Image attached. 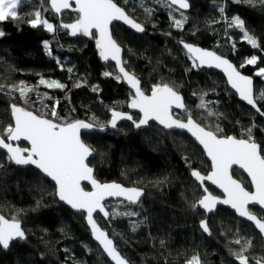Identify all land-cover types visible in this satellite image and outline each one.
<instances>
[{
  "label": "trees",
  "instance_id": "1",
  "mask_svg": "<svg viewBox=\"0 0 264 264\" xmlns=\"http://www.w3.org/2000/svg\"><path fill=\"white\" fill-rule=\"evenodd\" d=\"M114 1L144 27L143 32L135 33L114 24L112 34L123 48L126 66L139 78L145 92L154 84L168 83L181 94L192 117L202 126L215 130L219 125L223 136L246 138L245 129L254 123L252 136L264 147V116L238 101L221 74L194 67L179 45V41H184L214 50L253 77L254 94L264 90L261 76L257 75L258 69L264 67V4L260 0H189V11L185 12L188 21L182 29L172 26L164 0L159 4L144 0V6L152 9L150 15L138 0ZM37 10L55 26L54 32L27 23L34 18L29 13ZM19 14L23 19L0 22V30L5 33L0 39V135L12 123L13 103L37 114L50 113L55 108L60 119L50 115L47 118L57 123L84 120L107 125L110 109L128 111L132 93L117 79L114 66L100 60L95 38L73 36L70 29L59 27L61 22L72 23L77 13L66 12L57 17L50 11L48 0H28L19 8ZM173 15L179 18L178 12L173 11ZM237 15L244 21L245 30L258 39L259 49L244 41L239 29L228 27V21ZM44 41H49V50L44 48ZM252 55L258 57L257 64L241 68ZM106 72L111 75L105 76ZM41 78L58 81L66 88H48L40 84ZM20 82L34 89L28 94L27 103L13 88ZM205 93L204 100L215 115L209 116L207 109L197 107ZM118 100L123 103L115 107ZM259 106L264 111V100L259 101ZM186 115L182 112L177 116L184 119ZM82 138L95 150L88 163L97 179L144 190L135 206L122 201L105 202L110 213L115 210L137 215H97L100 226L129 264H187L194 255L199 256L201 264H239L229 252V246L239 250L240 245L230 244L237 238L242 243L252 242L245 253L249 264L264 260L262 240L252 225L225 208L207 215L199 207H192L203 193L191 173L195 169L204 175L211 167L187 135L164 131L153 123L135 130L123 122L112 131L83 133ZM20 146L26 147L24 143ZM232 174L250 188L243 173L233 169ZM252 210L264 217L260 209ZM0 213L9 219L16 216L27 237L12 242L7 250L0 247V264H111L92 242L84 214L60 204L51 182L31 167H18L2 151ZM204 219L211 235L200 227Z\"/></svg>",
  "mask_w": 264,
  "mask_h": 264
},
{
  "label": "snow or ice",
  "instance_id": "2",
  "mask_svg": "<svg viewBox=\"0 0 264 264\" xmlns=\"http://www.w3.org/2000/svg\"><path fill=\"white\" fill-rule=\"evenodd\" d=\"M28 0H0V22L8 19H23L19 14V8L25 5ZM127 3L128 0H125ZM157 4L162 0H156ZM166 6L170 9L169 16L172 20V26L182 29L187 23L188 17L183 10L190 7L189 0H164ZM240 3L241 0H236ZM252 3L253 0H244ZM50 7L56 13L63 10H71L77 13L76 19L72 23L61 22L59 27L70 29V34H78L95 38L96 46L99 49V55L105 61L114 60L119 67L122 76L117 79H124L134 89V94L128 107L139 109L142 114L137 120L126 112L117 111L115 108L110 109L111 119L107 122V127L117 128L118 121L129 120L137 129L149 124V121H157L165 128H179L186 130L203 146L208 157L211 158L212 171L204 176L198 170H193L191 175L202 185L205 180L212 181L218 185L226 194L225 199L213 196L207 188H204V195L192 205L193 208L201 207L207 213L216 209L217 204L230 205L240 217H244L255 223L260 233L264 234V217L258 218L257 215L250 211L249 206L258 207L261 213H264V147L258 145L252 136L253 123L245 129L246 138H237L235 136L221 135L219 125L215 130H207L193 119L190 110L183 102V97L173 86L168 83L154 84L151 87V94H145L141 87L140 80L134 73L126 70L124 62L121 59L122 48L112 36L110 25L113 21H123L137 32H143L144 27L133 19L124 8L120 7L114 0H74L75 8H71L70 0H48ZM264 4V0H260ZM138 4L147 14H151L152 9L144 6V0H138ZM177 6V7H174ZM221 14L224 13L223 6L220 7ZM173 11L179 13V18L173 15ZM34 16L28 19L27 23L35 28L44 26L47 31L54 32L55 26L47 19L42 18L40 10L29 13ZM227 20V17H224ZM229 28L239 29L242 38L253 49H259L258 39L251 35L244 27V21L239 15L233 16L228 21ZM93 29L98 34L94 35ZM5 33L0 31V37ZM44 48L49 50V41H44ZM187 50L189 58L193 61L194 67L208 65L223 68L227 75L228 83L239 94L241 99L251 105L255 111L264 116V111L259 106V101L264 100V90L254 94L253 79L244 76L228 59L217 55L215 52L202 49L196 45L180 41ZM235 48V42H233ZM258 57L252 55L246 58L245 62L240 65H256ZM198 62V63H197ZM69 72L72 69H68ZM105 76L111 73H104ZM258 76L264 77V67H260L257 72ZM40 84H46L48 88L64 89L66 85L52 80L46 81L40 79ZM79 87L80 85H75ZM2 87V86H0ZM14 90L27 103L28 94L34 91L23 82L18 86H13ZM96 90L95 88L93 89ZM11 94V93H9ZM195 95V93H194ZM201 95L200 103L197 105L200 109H207L209 116L215 113L208 108V103ZM42 100V98H41ZM58 103V102H57ZM182 109L187 115L184 119L175 118L172 114V108ZM11 115L13 123H9L3 129V135H0V148L6 149L8 159L14 161L17 165H35L46 176L50 177L56 185V195L61 201L70 205L73 209L86 213V219L91 226L94 238L103 246L104 251L115 262V264H129L117 250L113 239L104 230H101L93 218L97 211L103 213L107 218L110 215L120 216L137 215L135 212H118L113 210L111 213L106 210L103 203L106 197H124L130 204H136L141 197L142 190L137 188H125L120 184L101 183L95 179L93 168L89 166L88 158L94 154V149L85 144L80 138L81 129L99 128L105 130L106 125L103 123L85 122L84 120L54 122V119L47 118L49 115L55 119H60L55 108L50 113L40 112L37 114L34 110L27 107L11 104ZM21 137L31 142L30 148H20L14 146L12 141H17ZM26 153V155H25ZM233 165H239L251 178V183L255 188L254 192H249L237 180L232 178L230 169ZM82 181H89L92 185V191H85L81 186ZM200 227L203 232L211 235V230L206 219L200 221ZM135 231V223L133 226ZM26 234L22 228L21 221L13 216L10 219L0 215V247L8 249L10 243L15 240H26ZM231 243L240 245L239 250H234L229 246V252L239 262V264H249V257L245 255L249 248L252 247L251 240L237 238ZM187 264H201L198 255H194ZM255 264H264V260L257 259Z\"/></svg>",
  "mask_w": 264,
  "mask_h": 264
},
{
  "label": "water",
  "instance_id": "3",
  "mask_svg": "<svg viewBox=\"0 0 264 264\" xmlns=\"http://www.w3.org/2000/svg\"><path fill=\"white\" fill-rule=\"evenodd\" d=\"M115 2V1H114ZM116 3V2H115ZM70 4H71V8H75L76 7V5H75V3H74V0H70ZM48 7H49V9H50V11L55 15V16H57V17H59V16H61V14H63V13H66V12H73V11H71L70 9L69 10H63L61 13H56L54 10H52L51 9V7H50V4L48 3ZM121 7V6H120ZM174 7H177V6H174ZM190 8V7H189ZM189 8L187 9V10H183L184 12H188L189 11ZM125 10V9H124ZM126 11V10H125ZM131 16V15H130ZM132 17V16H131ZM133 18V17H132ZM133 19H135V18H133ZM136 20V19H135ZM137 21V20H136ZM138 23H140L139 21H137ZM114 24H118V25H121V26H123V27H125L126 29H128V30H130V31H132V32H135V33H141V32H137L135 29H132L129 25H127L126 23H124L123 21H113L112 22V24L110 25V30H111V32H112V26L114 25ZM141 24V23H140ZM1 31V30H0ZM93 33L96 35V37L98 38V34L96 33V31H95V29H93ZM84 36V35H83ZM112 36H113V34H112ZM3 37V36H2ZM2 37H0V39L2 38ZM84 37H88V36H84ZM113 38H114V36H113ZM115 39V38H114ZM116 40V39H115ZM116 42H117V40H116ZM118 43V42H117ZM185 43H188V44H193V43H190V42H185ZM119 44V43H118ZM120 45V44H119ZM179 45L181 46V48L186 52V54L188 55V53H187V50L183 47V45L180 43V41H179ZM193 45H196V44H193ZM95 46H96V43H95ZM196 46H198V47H200V48H202V49H206V50H208V51H212V52H215L214 50H212V49H208V48H204V47H201V46H199V45H196ZM120 47L122 48V46L120 45ZM96 50L98 51V56H99V58H100V60L103 62V63H106V62H109V63H111L113 66H114V68H115V71H116V73H117V75L118 76H122L123 74L122 73H120V71H119V67L117 66V64H116V62L114 61V60H111V59H109V60H107V61H105L103 58H101V56L99 55V49L97 48V46H96ZM217 55H219V56H222V55H220V54H218L217 52H215ZM189 56V55H188ZM222 57H224V58H226V59H228L227 57H225V56H222ZM121 59H122V61L124 62V65H125V68H126V70L128 71V72H130V73H134L132 70H130L127 66H126V62H125V60H124V58H123V48H122V52H121ZM234 66H236L230 59H228ZM198 63V62H197ZM197 68H199V69H207V70H212V71H214V72H217V73H219V74H221L222 75V77L224 78V80L226 81V83H227V85H228V87L236 94V97H237V99H238V101H240L241 103H243L244 105H246L247 107H249V108H251L253 111H255V109L251 106V105H249L246 101H244L243 99H241V97L239 96V94L236 92V90L235 89H233L232 87H231V85L228 83V79H227V75H226V73L223 71V68H217V67H215V66H211V67H209L208 65H203V66H199V67H197ZM236 68H237V66H236ZM238 69V68H237ZM239 70V69H238ZM240 71V70H239ZM241 72V71H240ZM241 74L242 75H244V76H249V77H252V76H250V75H247V74H244V73H242L241 72ZM136 76V75H135ZM137 77V76H136ZM138 78V77H137ZM139 79V78H138ZM252 79H253V77H252ZM122 80V82L124 83V85L128 88V90L132 93V95L134 94V89H132L131 87H130V85L127 83V81L126 80H124V79H121ZM260 81H261V83L264 85V77H260ZM141 83V82H140ZM253 88H254V80H253ZM143 89V88H142ZM145 94H147V95H150L151 94V90L149 91V92H145ZM180 94V93H179ZM181 95V94H180ZM130 101H131V99H130ZM130 101L128 102V104L130 103ZM183 102H184V100H183ZM185 104V103H184ZM117 111H121V112H126V113H129V114H131L132 116H133V118H134V114L135 115H137L138 117L136 118L137 120L141 117V113H140V111H139V109H132V108H130V107H128V111H122V110H117ZM172 114H173V116L175 117V118H179L177 115L178 114H180V113H182V112H184L182 109H177V108H175V106H173V108H172ZM256 112V111H255ZM257 113V112H256ZM10 115H11V110H10ZM260 115V114H259ZM11 119H12V123H13V126H14V122H13V118H12V115H11ZM111 119V115H110V118H109V120ZM135 119V118H134ZM181 119V118H180ZM194 119V118H193ZM195 120V119H194ZM85 122H89V121H85ZM123 122H127V123H130L133 127H134V125L132 124V122L131 121H129V120H120V121H118V124H117V126L119 125V124H121V123H123ZM150 123H153V124H155L156 126H158V127H160L162 130H164V131H175V132H179V133H183V134H185V135H187L192 141H194L198 146H199V148L202 150V152L204 153V156H205V158L209 161V163H210V167H211V169H210V171L208 172V173H210L211 171H212V162H211V158L210 157H208L207 156V154H206V151L204 150V148H203V146L195 139V137H193L192 136V134L190 133V132H188V131H186V130H183V129H179V128H171V129H169V128H165L163 125H160L157 121H154V120H152V121H149V124ZM199 123V122H198ZM148 126V124L147 125H145V126H142L141 128H139V129H137L136 127H134V129L135 130H141V129H144V128H146ZM202 126V125H201ZM116 129V128H115ZM207 129V128H206ZM112 130H114L113 128H111V127H107V125H106V128H105V130H100L98 127L97 128H92V129H81L80 130V138H81V140L85 143V144H87L84 140H83V138H82V134L83 133H89V132H99V133H105L106 131H112ZM207 130H209V129H207ZM229 136H231V135H229ZM11 143H13V145L14 146H19L20 148H21V146H20V143H24L25 145H26V147L25 148H30L31 147V142L30 141H28V140H26V139H24L23 137H21L19 140H17V141H12ZM87 145H89V144H87ZM90 146V145H89ZM23 149V148H22ZM0 151H2V152H4L7 156H8V154H7V150L6 149H3V148H0ZM25 155H26V153H25ZM94 156V154L92 155V156H90L89 158H88V160L90 159V158H92ZM14 164H15V162L14 161H12ZM15 165H17V164H15ZM18 167H20V168H26V167H31V168H33L34 170H36L40 175H42L45 179H47L49 182H51L53 185H54V187H55V193H56V185H55V182L50 178V177H48V176H46V174H44L39 168H37L35 165H31V164H29V165H17ZM90 166V165H89ZM90 167H92V166H90ZM93 168V167H92ZM233 169H237L238 171H240L241 173H243L244 174V176L247 178V180L249 181V184H250V188H246L242 183H241V181H239L236 177H234L233 176V174H232V171H233ZM230 171V174L232 175V178L233 179H235V180H237V181H239L244 187H245V189L246 190H248L249 192H254L255 191V188H254V186L252 185V183H251V178H250V176L244 171V170H242L240 167H239V165H233L232 166V168L229 170ZM208 173L207 174H204V176H207L208 175ZM93 175H94V177H95V173H94V168H93ZM203 175V174H202ZM95 179L96 180H98L99 182H101L99 179H97L96 177H95ZM196 181V180H195ZM113 182H115V181H105V182H101V183H113ZM115 183H117V184H120V185H122L123 187H125V188H137V189H141L142 190V195H141V197L139 198V201H138V203L140 202V200L142 199V197L144 196V190L142 189V188H140V187H136V186H125V185H123V184H121V183H118V182H115ZM196 183L201 187V190H202V193H203V195L205 194L204 193V191H203V189L204 188H207V186H209V187H211V188H213L214 190H216L217 192H218V194H214V193H212L208 188V191L213 195V196H216V197H218V198H220V199H225L226 198V194L223 192V189L222 188H220L218 185H216V184H213L212 183V181H209V180H205L204 182H203V184L201 185L200 184V182H198V181H196ZM81 186L84 188V190L85 191H92L93 190V188H92V185H91V183L89 182V181H82L81 182ZM87 188H86V187ZM55 196H56V199L58 200V202L60 203V204H62V205H64L66 208H68L69 210H71L72 212H75V213H78V212H81V211H77V210H75V209H73L70 205H68V204H66L64 201H61L60 199H59V197L55 194ZM107 201H122V202H125V203H127V204H130L127 200H126V198H124V197H106L105 198V200L103 201V203L105 204V202H107ZM138 203H136V204H130V205H133V206H135V205H137ZM203 212H205L207 215H209V214H212V213H215L216 211H217V209L218 208H225V209H228V210H230L232 213H234V215H235V217L236 218H238V219H240V220H242V221H244V222H246V223H249L250 225H252L253 226V228L255 229V231L260 235V238H261V240H262V243H263V246H264V234H262V233H260V231H259V229L255 226V223L254 222H252V221H249V220H247L246 218H244V217H240L239 215H238V213H236V211L233 209V208H231V206L230 205H224V204H217V206H216V209L213 211V212H211V213H207L203 208H201V207H199ZM252 208H258V207H255V206H252V205H250L249 206V209H250V211H252L253 212V214H255V215H257V217L258 218H261L256 212H254L253 210H252ZM259 209V208H258ZM107 210V209H106ZM81 213H83L84 214V221H85V225H86V227H87V229H88V231H89V233H90V237H91V240H92V242L95 244V245H97L98 247H99V249L101 250V252L104 254V256L106 257V259L111 263V264H115V262L108 256V254L104 251V249H103V246L99 243V241H97L95 238H94V236H93V233H92V230H91V226L88 224V222H87V219H86V213L85 212H81ZM0 215H2L1 213H0ZM97 215H99L100 217H103V218H106L104 215H103V213H100L99 211H97V212H95L94 214H93V218L96 220V222H97V224H98V226H99V228L101 229V230H104L105 232H107L105 229H103L101 226H100V224H99V222H98V220H97ZM5 217V216H4ZM5 218H7V217H5ZM7 219H9V218H7ZM21 225H22V223H21ZM22 228H23V226H22ZM24 229V228H23ZM25 231V230H24ZM108 233V232H107ZM26 234V233H25ZM109 235V234H108ZM109 238H111V239H113L110 235H109ZM15 241H18V240H15ZM15 241H13V242H15ZM114 241V240H113ZM12 243V242H11ZM10 243V244H11ZM115 243V242H114ZM116 246V245H115ZM2 249H4L3 247H1ZM117 248V247H116ZM4 250H7V249H4ZM117 250H118V248H117ZM119 251V250H118ZM120 252V251H119ZM120 254H121V252H120ZM122 256H123V254H121ZM124 257V256H123ZM125 258V257H124ZM126 259V258H125Z\"/></svg>",
  "mask_w": 264,
  "mask_h": 264
},
{
  "label": "rangeland",
  "instance_id": "4",
  "mask_svg": "<svg viewBox=\"0 0 264 264\" xmlns=\"http://www.w3.org/2000/svg\"><path fill=\"white\" fill-rule=\"evenodd\" d=\"M258 72V71H257ZM120 103H123V101H121V100H118V101H116L115 102V107H117ZM93 121V120H92Z\"/></svg>",
  "mask_w": 264,
  "mask_h": 264
}]
</instances>
